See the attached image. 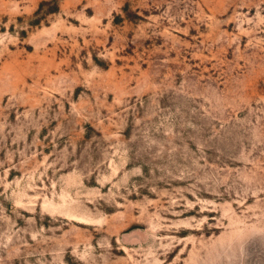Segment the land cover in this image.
Wrapping results in <instances>:
<instances>
[{
	"label": "rangeland",
	"instance_id": "374dc122",
	"mask_svg": "<svg viewBox=\"0 0 264 264\" xmlns=\"http://www.w3.org/2000/svg\"><path fill=\"white\" fill-rule=\"evenodd\" d=\"M0 264H264V0H0Z\"/></svg>",
	"mask_w": 264,
	"mask_h": 264
}]
</instances>
